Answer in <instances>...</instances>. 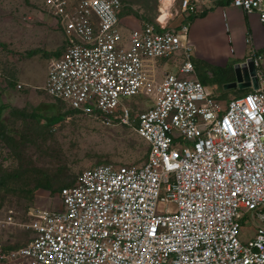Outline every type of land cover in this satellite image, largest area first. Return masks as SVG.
Segmentation results:
<instances>
[{
    "label": "built area",
    "instance_id": "obj_1",
    "mask_svg": "<svg viewBox=\"0 0 264 264\" xmlns=\"http://www.w3.org/2000/svg\"><path fill=\"white\" fill-rule=\"evenodd\" d=\"M176 2L158 0L169 14L161 10L158 24L132 28L124 46L122 0H46L65 44L48 65L44 88L81 113L130 125L147 142V159L83 169L59 190V209L35 206L23 219L8 208L0 221L34 236L1 251V259L264 264V52L252 58L258 87L223 104L197 76L190 20L171 25ZM196 4L182 0L181 7L191 14ZM231 4L264 22V0ZM179 50V72L158 78V60ZM139 93L154 96L153 103L140 109L123 101ZM170 201L174 210L165 208ZM246 221L255 230L244 241Z\"/></svg>",
    "mask_w": 264,
    "mask_h": 264
},
{
    "label": "rangeland",
    "instance_id": "obj_2",
    "mask_svg": "<svg viewBox=\"0 0 264 264\" xmlns=\"http://www.w3.org/2000/svg\"><path fill=\"white\" fill-rule=\"evenodd\" d=\"M181 2H176L179 12L171 25L177 24L180 14H190ZM122 3L119 27L124 46L131 30L122 17L133 27L143 21L158 24L161 10L169 14L165 8L160 10L158 0ZM64 44V32L48 11L46 0H0V105H4L0 112V219L8 208H14L23 219L35 206L59 209L60 187L72 183L85 168L100 163L141 165L147 159V142L130 125L106 123L72 111L44 88L48 65L63 51ZM179 54L180 50L169 58V63L164 59L169 70H176L178 62L172 63L180 59ZM196 66L200 76L206 74L207 68L214 70L202 61ZM206 83L212 92L218 88L226 95L240 89ZM153 100L154 96L145 93L123 98L128 105L140 109L147 108ZM58 114L62 115L60 119L48 120ZM165 208L174 210L176 204L167 202ZM245 225L240 236L247 241L255 224L246 221ZM33 236L31 230L0 221V252L24 245ZM0 264L11 263L0 258ZM14 264L37 263L19 259Z\"/></svg>",
    "mask_w": 264,
    "mask_h": 264
},
{
    "label": "crops",
    "instance_id": "obj_3",
    "mask_svg": "<svg viewBox=\"0 0 264 264\" xmlns=\"http://www.w3.org/2000/svg\"><path fill=\"white\" fill-rule=\"evenodd\" d=\"M196 8L194 14H180L174 26H180L182 22L190 20L188 37L193 47L195 67L197 62L202 61L214 68H207L206 74L201 76L197 72V76L204 83L218 82L217 85H212L219 87L220 84L224 88H230L225 84L235 79V66L264 52V22L258 13H247L244 9L232 5L231 0H197ZM122 19L130 30L137 26L132 27L129 20L123 17ZM171 57H165L168 59L166 62L169 63ZM165 58L159 59L154 66L158 78L166 72H179L182 59L172 63L178 62V65H174L176 70L171 71L164 62ZM261 67L264 71V59ZM250 89H253V86L240 87L229 95L220 92L218 88L214 92L218 99L226 104L230 98L241 96Z\"/></svg>",
    "mask_w": 264,
    "mask_h": 264
},
{
    "label": "water",
    "instance_id": "obj_4",
    "mask_svg": "<svg viewBox=\"0 0 264 264\" xmlns=\"http://www.w3.org/2000/svg\"><path fill=\"white\" fill-rule=\"evenodd\" d=\"M226 87H258L257 66L254 60L247 59L235 66V79L225 84Z\"/></svg>",
    "mask_w": 264,
    "mask_h": 264
},
{
    "label": "trees",
    "instance_id": "obj_5",
    "mask_svg": "<svg viewBox=\"0 0 264 264\" xmlns=\"http://www.w3.org/2000/svg\"><path fill=\"white\" fill-rule=\"evenodd\" d=\"M58 54H59V53H58ZM57 99H59V98H57ZM59 100H61L63 103H66V102L63 101L62 99H59ZM69 108H70L72 111H79L78 109L72 108L71 106H69ZM3 109H4V105H0V112H1ZM61 117H62V115H61V114H58V115H54V116L49 117L48 120H49L50 122H54V121L60 119ZM147 149H148V145H147ZM61 187H63V186H61ZM61 187H60V189H61Z\"/></svg>",
    "mask_w": 264,
    "mask_h": 264
},
{
    "label": "bare ground",
    "instance_id": "obj_6",
    "mask_svg": "<svg viewBox=\"0 0 264 264\" xmlns=\"http://www.w3.org/2000/svg\"><path fill=\"white\" fill-rule=\"evenodd\" d=\"M166 11H169L168 9H166ZM164 15H166V13H164ZM167 16V15H166Z\"/></svg>",
    "mask_w": 264,
    "mask_h": 264
}]
</instances>
